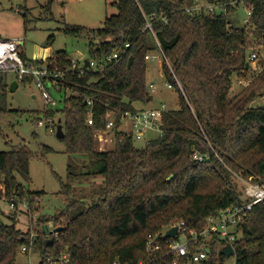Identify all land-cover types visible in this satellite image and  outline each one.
Wrapping results in <instances>:
<instances>
[{"label":"trees","instance_id":"obj_1","mask_svg":"<svg viewBox=\"0 0 264 264\" xmlns=\"http://www.w3.org/2000/svg\"><path fill=\"white\" fill-rule=\"evenodd\" d=\"M197 1L112 0L116 13L107 15L100 27L65 23V35L87 40V60L119 54V60L104 71L91 70L84 61L74 62L73 67L64 50L46 62L34 60L19 45L24 61L47 63L63 71L57 90H69L70 94L64 96L55 124L63 129L59 140L68 155L88 159L81 165L83 170L99 162L94 171L82 175H100L102 182L86 203L85 195L83 200L72 198L74 187L55 174L65 207L54 214H40L36 223L31 227L26 223V228L14 216H9L10 223L0 219V264H18L22 246L27 247L26 254L34 253L39 263L66 255L68 264H138L147 259L148 234L173 219H183L189 231H201L209 216L244 203V183L235 174L264 181V105H252L264 96V61L249 83L230 95L233 76L250 70L246 65L252 43L248 27H254V39L264 45V0H205L221 7L222 13L185 11ZM240 3L252 10L248 23L239 28L230 25L224 11ZM150 17L151 30L145 28ZM157 43L168 60V64L162 62V75L177 90L180 106L165 111L162 133L138 148L119 126L122 114L136 112L134 102L153 99L147 86L145 55L155 51ZM31 82L32 77H27L18 83ZM6 87V77L0 71V117L27 112L7 108ZM110 112L114 125L107 129ZM53 115L50 110L43 117ZM98 131L112 133V148L97 150ZM194 150L208 158L192 160ZM52 152L49 146L40 148L41 157ZM33 157L25 144L0 151V195L2 188L7 197H40V191L25 190L17 178V174L29 178ZM34 208L38 209L31 210ZM12 211L27 216L20 209ZM56 227L61 229L54 233ZM31 231L36 239H31ZM238 232L234 264H264V200L252 207ZM220 245L213 236L209 256L199 264H223L226 258L219 254ZM171 261L168 257L157 264ZM179 264L189 263L183 259Z\"/></svg>","mask_w":264,"mask_h":264},{"label":"rangeland","instance_id":"obj_2","mask_svg":"<svg viewBox=\"0 0 264 264\" xmlns=\"http://www.w3.org/2000/svg\"><path fill=\"white\" fill-rule=\"evenodd\" d=\"M112 0H0V38L3 40L22 41L20 50L31 59L42 60L46 62L54 57L57 51L64 50L69 58L83 63L88 59L87 40L71 35H65L62 27L65 23L81 25L86 27L102 26L105 17L116 13L115 7L111 6ZM204 6V12L208 13L209 3L200 0ZM216 13H222L219 7H214ZM226 20L233 27H243L246 25L247 11L246 6L240 3L231 11H224ZM254 27H248V35L252 40L248 49V61L250 70L241 72L233 76V86L230 89V95L239 91L243 85H247L253 75L261 70V64L264 61V45H259L254 39L252 30ZM256 53L255 60H251V54ZM151 59L148 60V69L146 80L153 81L155 91L153 99L145 103V107L153 108L164 103L167 109H178L180 106L178 92L175 88H167L165 78L162 75V59L160 55L153 51ZM160 65V68H159ZM2 72V71H1ZM8 87H6V106L9 109H19L23 112L20 115L6 114L0 117V151H8L14 146L25 144L34 154L30 161L29 178L24 179L17 174L18 180L24 186V189L40 191L38 204L32 207L38 209L31 210L26 215H20L21 227L26 228L25 224L33 226L30 215L36 220L40 214H54L66 205L64 195L59 194L61 187L55 174L59 175L64 181L68 180L75 191L72 198L82 199L85 195L86 203L97 194V188L101 185L102 176L82 175L87 171H94L99 162L94 161L92 165L83 170L81 166L88 159L80 156H72L65 153L64 144L56 137L54 131L44 123L38 125L37 121L44 112L52 110L53 123L57 124L60 116V110L64 107L63 98L70 94L69 90L58 91L51 83L46 85V93L50 98L45 102L40 89L34 82L23 84L14 91H9V83L15 74L11 71L4 72ZM141 104L137 103V106ZM253 106L264 105V96L253 101ZM120 130L129 129L130 125L123 120ZM34 133V135H33ZM157 131H146L139 140H134V145L138 148L144 147L146 142L156 136ZM105 134L96 137L97 150H106L113 147V136ZM42 145L51 147L54 152L41 157L40 148ZM0 219L5 223H10L9 215H14L12 210L8 209L7 203H0ZM11 211V212H10ZM30 213V215H29ZM20 214V213H19ZM179 219V218H178ZM31 222V223H30ZM25 225V226H24ZM16 262L18 264H35L37 257L34 253H21ZM223 264H234V257L226 258Z\"/></svg>","mask_w":264,"mask_h":264},{"label":"built area","instance_id":"obj_3","mask_svg":"<svg viewBox=\"0 0 264 264\" xmlns=\"http://www.w3.org/2000/svg\"><path fill=\"white\" fill-rule=\"evenodd\" d=\"M217 7L214 4H210L208 7V13L215 12ZM221 8V7H219ZM222 10V8H221ZM251 7H246L247 20L251 15ZM185 11L190 14L200 13L204 11V6L200 3H195L191 7H186ZM151 17L146 19L145 28L151 30ZM19 41L3 40L0 38V71L13 72L16 76L17 82L25 80L27 77H32L33 82L40 89L42 97L45 102H49L50 98L46 93L47 83H51L56 89L60 85V79L63 78V71L58 70L56 67H51L47 63L42 65H33L24 61L19 54ZM128 44H126L127 46ZM159 55L162 62L168 64V60L159 44L157 43V49L155 50ZM152 53V52H151ZM151 53L145 55V59L150 60ZM256 53L251 54V60H255ZM119 60V54L113 52L109 55L103 56L98 59H89L86 67L94 71H104L111 63H116ZM75 63L73 61V67ZM167 88H175L172 83L165 81ZM178 88L181 89V84L177 81ZM149 92L152 94L155 91L153 82L147 81ZM87 104L91 105V100H86ZM91 109V107H90ZM167 107L164 103H160L157 107L153 108H141L134 113L122 114V121L126 120L130 125V129L124 131L130 134L133 140H139L144 136L146 131H157L158 134L162 133L161 120L162 115L167 111ZM107 129H111L114 125V116L110 112L107 114ZM51 117H41L38 119V125H47L51 131H56L55 124ZM88 123L92 124V118L89 117ZM101 134H107V131H98L95 133V137L101 136ZM209 147L212 149L211 145ZM214 151V150H213ZM217 156V153H215ZM208 158V155L198 150H194L191 159L194 161H203ZM244 183V195L246 201L240 205H235L226 208L216 214L209 216L206 219V225L201 231L188 230L183 219H173L170 223L165 225L161 230L154 233H149L145 243V251L147 259L140 260L138 264H157L165 258L171 257L172 264H179V262L185 259L189 264H199L205 261L209 256V243L213 236H216L220 241V249L226 245H230L233 249V255L235 254L234 243L238 240L240 233L238 232V226L245 219L248 212L252 207L260 201L264 200V181L255 180L253 176L246 178L235 174ZM39 197H34L30 200L27 197L21 199L12 196L7 197L4 195V190L1 188L0 203H7V207L10 210L20 209L26 213L31 211L33 204H38ZM30 215V213H29ZM30 219L33 224L36 220L32 215ZM172 227H176V233L174 236L166 235V231ZM55 233V232H54ZM31 239H36V234L31 231ZM27 247L22 246L21 252L26 254ZM35 264H68V257L61 255L58 258L49 257L43 262H36ZM113 264H120L119 261H114Z\"/></svg>","mask_w":264,"mask_h":264},{"label":"water","instance_id":"obj_4","mask_svg":"<svg viewBox=\"0 0 264 264\" xmlns=\"http://www.w3.org/2000/svg\"><path fill=\"white\" fill-rule=\"evenodd\" d=\"M20 44H23L22 41H20ZM85 66L88 64V60L86 59L85 61ZM247 66L249 65L248 63L246 64ZM17 86H18V82L16 79H12L9 83V91H14L15 89H17ZM56 137L58 139L62 138L64 136V133H63V129H62V126L61 124H58L57 125V128H56ZM172 175H170L169 177H171ZM49 226H52V223L49 224ZM61 229V227H56L53 229L54 232H57ZM176 233V227H172L170 229H168L166 231V235L168 236H174ZM219 254H222L224 255L225 258H229L230 256L233 255V249L230 245H226L224 246L223 248H221L219 250Z\"/></svg>","mask_w":264,"mask_h":264},{"label":"crops","instance_id":"obj_5","mask_svg":"<svg viewBox=\"0 0 264 264\" xmlns=\"http://www.w3.org/2000/svg\"><path fill=\"white\" fill-rule=\"evenodd\" d=\"M197 3H200L199 1H197ZM20 43V42H19ZM159 68H160V65H159ZM13 79H15V76H14V78ZM154 80H152V81H149V82H153ZM18 86H19V83H18ZM17 86V87H18ZM152 96H153V94H152ZM137 103L139 104L140 102H134L133 103V105H134V107L138 110V109H141V108H148V107H145V106H143V105H145V103H140L141 105L139 106H137ZM122 125V124H121ZM129 125V124H128ZM130 129V128H129ZM129 129H123L122 131H127V130H129ZM106 135V137L105 138H107V136L108 137H110L111 135H112V133H110L109 131H107V134H105ZM1 212H2V210H0ZM11 212V211H10ZM13 213H14V211H12ZM20 215L21 214H19V213H14V215H12V216H14V218H16V220H22V218L20 217ZM9 216H11V215H9ZM8 216V217H9Z\"/></svg>","mask_w":264,"mask_h":264}]
</instances>
